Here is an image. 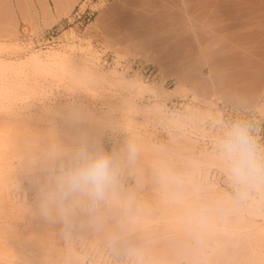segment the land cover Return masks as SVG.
<instances>
[{"label":"rangeland","instance_id":"rangeland-1","mask_svg":"<svg viewBox=\"0 0 264 264\" xmlns=\"http://www.w3.org/2000/svg\"><path fill=\"white\" fill-rule=\"evenodd\" d=\"M67 18L0 28V264H264V182L238 196L218 147L242 122L264 152V112ZM81 148L114 155L119 183L95 211L70 204L69 235L40 214L36 181Z\"/></svg>","mask_w":264,"mask_h":264},{"label":"crops","instance_id":"crops-1","mask_svg":"<svg viewBox=\"0 0 264 264\" xmlns=\"http://www.w3.org/2000/svg\"><path fill=\"white\" fill-rule=\"evenodd\" d=\"M80 1L0 0V28L52 27ZM90 25L110 51L264 112V0H113Z\"/></svg>","mask_w":264,"mask_h":264},{"label":"clouds","instance_id":"clouds-1","mask_svg":"<svg viewBox=\"0 0 264 264\" xmlns=\"http://www.w3.org/2000/svg\"><path fill=\"white\" fill-rule=\"evenodd\" d=\"M218 147L229 178L237 186L238 196L249 185L264 182V152L246 124H233ZM128 152L130 158L134 157L135 147L129 145ZM119 174L120 163L114 155L100 148L73 151L67 163L49 170L46 183L42 185L37 179L40 214L46 219L59 220L70 235L76 226L70 204L84 198L86 209L95 211L116 190Z\"/></svg>","mask_w":264,"mask_h":264},{"label":"built area","instance_id":"built-area-1","mask_svg":"<svg viewBox=\"0 0 264 264\" xmlns=\"http://www.w3.org/2000/svg\"><path fill=\"white\" fill-rule=\"evenodd\" d=\"M112 1L113 0H81L67 20L69 23L88 27L94 21L99 11Z\"/></svg>","mask_w":264,"mask_h":264}]
</instances>
